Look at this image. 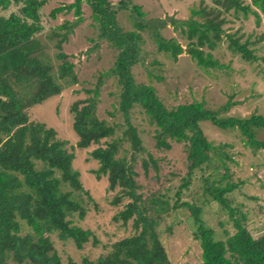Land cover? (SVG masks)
<instances>
[{
	"label": "trees",
	"instance_id": "1",
	"mask_svg": "<svg viewBox=\"0 0 264 264\" xmlns=\"http://www.w3.org/2000/svg\"><path fill=\"white\" fill-rule=\"evenodd\" d=\"M83 2L91 9L93 21L100 25V36L119 50L110 72L117 77L119 111L126 127L116 136L117 127L98 118L99 82L95 88L85 91L88 98L72 104V128L78 137L77 148L97 146L90 153L91 159L99 164L93 174L97 180L107 177L110 191L119 189L112 206L128 200L113 216V221L122 225L131 221L134 233L114 243L109 253L94 261L84 258L79 263L73 260L63 263L50 235L56 234L61 241H72L78 250L89 242L93 246L99 243L90 230L82 229L73 221L75 217L84 220L87 213L81 195L91 198L80 182V173L73 169L74 155L68 151L67 142L59 140L54 129L30 121L27 110L59 96L79 82L74 64L62 52L66 35L60 32L72 31L82 23ZM211 2V9L192 8L186 20L170 19L169 25L186 42L185 48L175 38L166 39L160 34L166 21L160 20L153 28L147 26L157 51L172 61L187 51L201 70L218 69L220 64L211 52L226 37L232 53L248 63L256 62L258 58L248 48V40L241 43L240 38L225 34L222 26L228 22L221 16L232 13L234 18L241 15L245 20L253 16L257 25L262 19L264 24V0H251L250 5L242 0ZM44 3L45 0H0V13L13 5L19 9L7 17L0 14V264H172L160 241L158 227L163 215L181 207L193 211V235L199 242L202 264H264V235L253 238L245 225L246 214L231 206L228 199V194L238 187L230 181L225 166L230 157L221 147L209 142L200 127L202 122H210L220 130L238 131L243 146L255 152L264 149V141L256 138V130L264 128V117L222 118L208 110L204 102L168 109L157 97L154 87L137 84L131 68L140 63V35L135 31L123 33L116 23L117 12L126 8L124 1L119 2L117 10H112L109 0H75L53 9L52 19L57 14L73 13L76 20L56 28L55 36L60 40L55 44L57 51L52 58L37 38L42 30L39 10ZM131 11L139 19L145 17L138 6H132ZM134 107L140 108L149 124L155 127L157 148L170 149L167 140L186 145L189 174L203 170V166H213L215 171L213 159L220 162L225 173L213 180L205 179L204 195L228 215L233 228L231 234L224 231L223 238L216 239L214 231L198 218L201 210L188 203L177 200L170 206L165 200L143 199L135 180L134 154L130 160L119 156L124 142L130 143L134 153L141 149L137 131L130 124V111ZM187 187L188 182H184L179 188ZM179 194L180 190L175 196L178 198ZM22 224L29 233L21 234Z\"/></svg>",
	"mask_w": 264,
	"mask_h": 264
},
{
	"label": "rangeland",
	"instance_id": "2",
	"mask_svg": "<svg viewBox=\"0 0 264 264\" xmlns=\"http://www.w3.org/2000/svg\"><path fill=\"white\" fill-rule=\"evenodd\" d=\"M112 10H117L120 1L126 2V8L119 10L116 23L123 33L137 32L140 35L138 58L140 63L131 68L137 84L150 85L155 88L157 97L168 109L192 102H204L208 110L216 112L219 117L248 118L251 115L264 117V24H256L253 16L246 20L239 15L234 18L232 13L223 14L227 20L222 26L225 34L240 38L244 43L248 40V48L253 51L258 60L254 63L244 61L240 55L232 53L226 37L212 51V55L220 64L218 69L201 70L187 54L172 61L168 56L157 51L150 29L157 22L166 21L160 34L166 38H175L186 47V42L173 31L169 25L170 19L186 20L190 17L192 8L205 6L212 8L211 0H109ZM75 0H45L39 10L42 30L37 38L42 42L47 53L54 58L57 49L55 44L60 40L55 36L57 27L65 22H75L73 13L57 14L50 17L53 9L70 5ZM203 4L201 5V3ZM250 5L251 0H242ZM132 6L141 8L145 17H139L131 11ZM18 7L13 5L1 12L7 17L18 13ZM83 21L72 31L63 30L66 40L61 49L74 64L78 76L77 85L65 89L59 96L49 98L40 105L27 110L29 120L45 124L55 130L57 138L67 142V149L74 155L73 169L80 173V182L89 193L91 200L81 195L87 213L84 220L77 217L74 224L84 230H90L99 241L97 246L91 242L83 249H76L70 240L61 241L56 234L49 236L53 248L63 263L68 260L81 262L82 259L96 260L110 252L111 246L133 235L132 222L126 225L114 222L113 216L124 208L128 202L124 199L118 206H112L111 201L117 196L119 189H108L107 177L97 180L93 172L98 169L97 161L91 159L90 153L97 148L91 145L87 149L77 148L78 137L75 134L73 115L70 111L76 101L89 97L86 90L95 88L99 82L100 96L97 102V116L111 126H116V136H120L126 127L125 120L119 111L120 88L117 77L110 72L117 59L119 50L100 36L101 27L92 19L89 6L81 5ZM137 25L145 29H138ZM225 107H228L225 110ZM130 124L136 129L141 142V149L134 153L130 143L124 142L119 156L128 160L135 156V180L140 186L139 193L147 202L150 199L165 200L170 206L177 200L188 203L193 208L200 209L198 218L206 227L212 229L215 238L222 239L224 231L233 232L228 215L215 202L208 201L204 195L205 179L218 178L225 173L220 162L214 158L213 166L203 170H194L189 174V160L186 145L169 142L170 149L157 148L155 145V127L150 125L142 110L134 107L130 111ZM200 127L214 146L221 147L228 157L225 166L228 169L230 181L237 184V189L228 194L231 206L239 208L246 214V228L253 238L264 235V149L253 152L241 143L238 131L220 130L210 122H202ZM256 138L264 141V128L256 130ZM109 141V140H107ZM146 163V167H144ZM188 182V187H179ZM180 190L179 197L175 196ZM208 201V202H207ZM192 210L181 207L171 210L162 216L158 232L160 241L172 264H202L199 242L194 239V217ZM29 229L22 224V235Z\"/></svg>",
	"mask_w": 264,
	"mask_h": 264
}]
</instances>
